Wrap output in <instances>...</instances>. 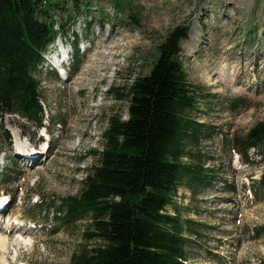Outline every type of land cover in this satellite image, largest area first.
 Segmentation results:
<instances>
[{
	"label": "rangeland",
	"instance_id": "1",
	"mask_svg": "<svg viewBox=\"0 0 264 264\" xmlns=\"http://www.w3.org/2000/svg\"><path fill=\"white\" fill-rule=\"evenodd\" d=\"M83 4L84 12L54 11L63 35L44 51L47 65L36 69L39 122L0 111V151L7 156H0V191L10 199L0 230L6 220L19 224L7 246L0 243V264H70L81 251L90 219L64 229L55 220L58 206L79 197L88 169L98 165L108 118L127 119V102L115 92L148 76L158 45L177 26L189 29L180 60L198 94L187 118L209 130L188 147L182 163L195 176L183 177L165 213L190 221L196 233L188 264H264V145L243 146L247 132L264 122V0H127L121 11L112 0ZM58 43L68 53L61 72L51 63L62 52ZM18 133L32 140L19 158L7 153Z\"/></svg>",
	"mask_w": 264,
	"mask_h": 264
},
{
	"label": "trees",
	"instance_id": "2",
	"mask_svg": "<svg viewBox=\"0 0 264 264\" xmlns=\"http://www.w3.org/2000/svg\"><path fill=\"white\" fill-rule=\"evenodd\" d=\"M81 1L0 0L1 113L39 122L36 69L63 28L54 27V11L66 6L84 12ZM112 2L121 11L127 0ZM188 32V27H175L158 45L148 76L135 80L124 95L114 91L117 101L127 102V119L108 118L98 165L88 169L79 197L63 199L58 206L55 220L64 229L90 219L81 251L70 264H188L196 233L190 221L165 213L183 177L195 176L189 173L190 165L182 163L191 154L188 147L199 145L201 134L209 130L187 118L198 95L180 60ZM3 136L9 139L7 132ZM243 139L245 148L259 150L264 122ZM261 185L264 189V181Z\"/></svg>",
	"mask_w": 264,
	"mask_h": 264
},
{
	"label": "bare ground",
	"instance_id": "3",
	"mask_svg": "<svg viewBox=\"0 0 264 264\" xmlns=\"http://www.w3.org/2000/svg\"><path fill=\"white\" fill-rule=\"evenodd\" d=\"M62 48V46H60L58 49H57V51H59L60 49ZM65 49L64 48H62V52L60 53V57L62 56L63 58L62 59H64L65 60V62L67 63V61H68V53L67 54H65L66 52L64 51ZM54 56H53V59H55V56L57 55V54H53ZM54 63L56 64L55 66L56 67H58L59 68V72H61L62 70L60 69V66H61V63H62V60L60 61L59 59H55V61H54ZM75 146V145H74ZM43 152V151H42ZM41 152V153H42ZM43 153H45V151L43 152ZM29 162H31L32 164H34L35 163V161H37V157L35 158V157H33L32 159H29L28 160ZM30 164V163H29ZM28 175H29V173H28ZM6 200V199H5ZM0 204H4V202H1V200H0ZM2 206V205H1ZM1 209H0V214H1ZM3 222H5V219H4V221ZM10 221L9 220H6V223H5V229L4 230H0V243L1 244H3L4 246H7V243H8V239H7V234H10V233H12V231H11V227H12V224H16V223H18V220L16 219V218H13L12 219V221L9 223ZM3 224V223H2ZM31 225H33V224H31ZM32 227V226H31ZM16 240H19L18 242L23 246V245H26L27 244V242L28 241H24L22 238H20V236L19 237H17V239ZM15 240V241H16ZM11 245V244H10ZM18 245V244H17Z\"/></svg>",
	"mask_w": 264,
	"mask_h": 264
}]
</instances>
